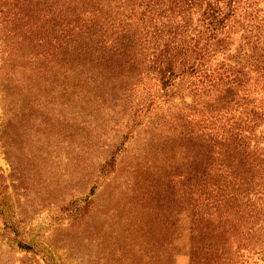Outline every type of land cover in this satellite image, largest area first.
<instances>
[{
	"label": "rangeland",
	"instance_id": "1",
	"mask_svg": "<svg viewBox=\"0 0 264 264\" xmlns=\"http://www.w3.org/2000/svg\"><path fill=\"white\" fill-rule=\"evenodd\" d=\"M2 19L0 264H191L185 230L164 226L225 90L46 56Z\"/></svg>",
	"mask_w": 264,
	"mask_h": 264
},
{
	"label": "trees",
	"instance_id": "2",
	"mask_svg": "<svg viewBox=\"0 0 264 264\" xmlns=\"http://www.w3.org/2000/svg\"><path fill=\"white\" fill-rule=\"evenodd\" d=\"M258 3L0 0L2 23L25 29L46 56L60 51L61 59L90 67L144 65L163 89L192 78L209 93L225 90L207 108L200 139L192 135L184 189L172 199L175 209L164 226L170 236L185 230L191 264H264V15Z\"/></svg>",
	"mask_w": 264,
	"mask_h": 264
}]
</instances>
